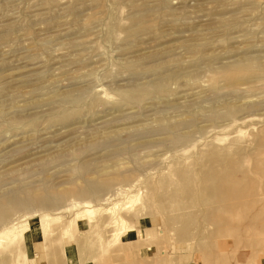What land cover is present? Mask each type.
Returning a JSON list of instances; mask_svg holds the SVG:
<instances>
[{
	"label": "rangeland",
	"instance_id": "rangeland-1",
	"mask_svg": "<svg viewBox=\"0 0 264 264\" xmlns=\"http://www.w3.org/2000/svg\"><path fill=\"white\" fill-rule=\"evenodd\" d=\"M0 264H264V0H0Z\"/></svg>",
	"mask_w": 264,
	"mask_h": 264
},
{
	"label": "bare ground",
	"instance_id": "bare-ground-1",
	"mask_svg": "<svg viewBox=\"0 0 264 264\" xmlns=\"http://www.w3.org/2000/svg\"><path fill=\"white\" fill-rule=\"evenodd\" d=\"M16 204V203H15Z\"/></svg>",
	"mask_w": 264,
	"mask_h": 264
}]
</instances>
